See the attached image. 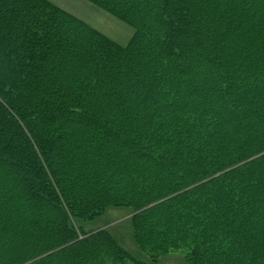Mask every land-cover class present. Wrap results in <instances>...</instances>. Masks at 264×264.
I'll return each mask as SVG.
<instances>
[{
    "label": "trees",
    "instance_id": "obj_1",
    "mask_svg": "<svg viewBox=\"0 0 264 264\" xmlns=\"http://www.w3.org/2000/svg\"><path fill=\"white\" fill-rule=\"evenodd\" d=\"M83 1L0 0V264H264V0Z\"/></svg>",
    "mask_w": 264,
    "mask_h": 264
},
{
    "label": "rangeland",
    "instance_id": "obj_2",
    "mask_svg": "<svg viewBox=\"0 0 264 264\" xmlns=\"http://www.w3.org/2000/svg\"><path fill=\"white\" fill-rule=\"evenodd\" d=\"M50 1L120 45H125L133 34L132 28L119 22L102 10L92 7L83 0ZM130 217L131 215L126 209H110L101 218L88 223L85 227L110 229L113 236L130 254L143 257L132 240V232L128 222ZM155 264H183V253L169 254L158 259Z\"/></svg>",
    "mask_w": 264,
    "mask_h": 264
}]
</instances>
